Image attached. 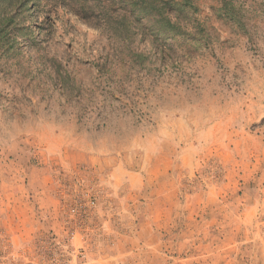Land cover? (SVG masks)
<instances>
[{
    "label": "rangeland",
    "instance_id": "374dc122",
    "mask_svg": "<svg viewBox=\"0 0 264 264\" xmlns=\"http://www.w3.org/2000/svg\"><path fill=\"white\" fill-rule=\"evenodd\" d=\"M45 162L103 178L115 264H264V0H0V178L27 199L0 264H34Z\"/></svg>",
    "mask_w": 264,
    "mask_h": 264
},
{
    "label": "built area",
    "instance_id": "2783aa9c",
    "mask_svg": "<svg viewBox=\"0 0 264 264\" xmlns=\"http://www.w3.org/2000/svg\"><path fill=\"white\" fill-rule=\"evenodd\" d=\"M58 213L31 240L34 264H115L120 217L99 175L56 176ZM49 218L43 215V221Z\"/></svg>",
    "mask_w": 264,
    "mask_h": 264
},
{
    "label": "crops",
    "instance_id": "0c3cea01",
    "mask_svg": "<svg viewBox=\"0 0 264 264\" xmlns=\"http://www.w3.org/2000/svg\"><path fill=\"white\" fill-rule=\"evenodd\" d=\"M52 164L45 162L42 165L39 166H33V170L36 171L35 174H33V177H30V189L35 192L36 199L40 202V206L43 207L42 210H34V208L29 206V215L31 220V225L29 229L32 233L36 234L39 230L42 228L47 227L49 224H51V206L49 205L51 199L49 196L52 193L51 188L53 187V181H54V175L51 170ZM132 182V181H129ZM0 230L8 233L9 230L14 229L16 231L20 230L21 226V219L20 216L24 213H20L19 206L21 204H17L18 202H22L23 205L27 204V199L24 197V192L22 193V184H21V178L17 174H5L2 175L0 178ZM9 200H13L14 206L13 210L8 208L10 205ZM19 208H16V207ZM6 207L5 212L3 208ZM22 210V209H21ZM24 212V211H23ZM41 213V214H39ZM43 215L46 217L48 216L47 221H43ZM13 216V220L12 219Z\"/></svg>",
    "mask_w": 264,
    "mask_h": 264
},
{
    "label": "trees",
    "instance_id": "16d2710c",
    "mask_svg": "<svg viewBox=\"0 0 264 264\" xmlns=\"http://www.w3.org/2000/svg\"><path fill=\"white\" fill-rule=\"evenodd\" d=\"M145 5H142L140 7H136L135 9H125L123 14H122V19L125 21V22H128V23H134L133 21V16H137L138 14H142V12H145L146 10V7H144ZM139 8V9H138ZM164 11L166 10L167 14L170 15L173 11H174V5L172 3H170V1L164 3L163 5V8H162ZM176 11V10H175ZM130 12H131V16H130ZM170 22V21H169Z\"/></svg>",
    "mask_w": 264,
    "mask_h": 264
}]
</instances>
